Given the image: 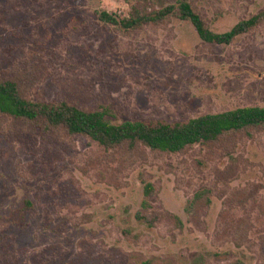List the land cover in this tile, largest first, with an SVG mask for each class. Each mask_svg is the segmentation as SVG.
I'll list each match as a JSON object with an SVG mask.
<instances>
[{
  "label": "rangeland",
  "instance_id": "374dc122",
  "mask_svg": "<svg viewBox=\"0 0 264 264\" xmlns=\"http://www.w3.org/2000/svg\"><path fill=\"white\" fill-rule=\"evenodd\" d=\"M187 1L217 32L264 8ZM129 9L0 0V79L32 100L105 108L113 123L264 106V21L215 44L175 16L125 28L97 15ZM0 264H264V126L164 152L104 148L0 114Z\"/></svg>",
  "mask_w": 264,
  "mask_h": 264
},
{
  "label": "trees",
  "instance_id": "16d2710c",
  "mask_svg": "<svg viewBox=\"0 0 264 264\" xmlns=\"http://www.w3.org/2000/svg\"><path fill=\"white\" fill-rule=\"evenodd\" d=\"M128 16L116 17L105 10H98L100 20L134 28L144 24H158L169 16L188 20L199 38L208 43L229 44L240 34L247 33L264 21V8L242 18L228 30L213 31L187 0L167 4L150 11L137 5L144 0H125ZM0 114L25 120L37 129L49 132L61 129L69 134H84L104 148L125 146L132 150L144 145L153 150L179 152L194 143L215 141L231 132L264 126V106H243L216 113H203L185 120L167 121L162 118L123 121L113 123L106 118L105 108L85 109L68 100H32L22 95L17 82L11 78L0 79ZM152 191L147 183L139 219L147 216L142 212L148 206L146 197Z\"/></svg>",
  "mask_w": 264,
  "mask_h": 264
}]
</instances>
